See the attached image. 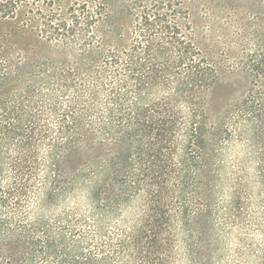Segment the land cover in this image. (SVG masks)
I'll use <instances>...</instances> for the list:
<instances>
[{
    "label": "trees",
    "instance_id": "trees-1",
    "mask_svg": "<svg viewBox=\"0 0 264 264\" xmlns=\"http://www.w3.org/2000/svg\"><path fill=\"white\" fill-rule=\"evenodd\" d=\"M56 1L0 0V264H230L252 158L264 190V0ZM257 231L232 264H264Z\"/></svg>",
    "mask_w": 264,
    "mask_h": 264
},
{
    "label": "rangeland",
    "instance_id": "rangeland-1",
    "mask_svg": "<svg viewBox=\"0 0 264 264\" xmlns=\"http://www.w3.org/2000/svg\"><path fill=\"white\" fill-rule=\"evenodd\" d=\"M56 1V0H55ZM62 2L64 5H68L69 3L73 1H80V0H57ZM56 1V2H57ZM37 3L39 5H44V0H37ZM204 4L203 1L200 2V5L198 7V10L200 12H204V9L202 5ZM213 7L214 10L217 11V14H223V11H226L225 8H223L222 3H219V0L213 1ZM223 9V10H222ZM201 13V14H202ZM23 16V13L19 14V18L21 19ZM197 21L201 22L200 18H197ZM0 27L2 25L0 24ZM214 49H219L217 44H214ZM236 87H229L228 84L225 82L220 83L214 90V96H213V105H214V111L215 113L218 112V110L229 101L231 97L236 95ZM242 147L239 145L238 141L234 139L230 144H228L226 148L225 153V167H226V173L225 177L232 181L237 175L234 173L238 171L237 169V157L240 156L242 153ZM253 160L248 163V166L245 170L239 171V176H242L245 185H248L247 192L245 194L246 197H248L247 202V208L245 210V217H246V223L244 225V228H231V233L227 238L225 239V258L228 263L232 264L234 260H236L235 251L237 248H239V244L236 243L235 237L240 234L242 236H247V238H252L254 242L259 243L262 240L261 232L257 231V228L261 224H264V216H263V206H264V190L259 186V176L257 174L256 167L258 166V159L252 158ZM228 198V191H224V197L222 200H226Z\"/></svg>",
    "mask_w": 264,
    "mask_h": 264
}]
</instances>
